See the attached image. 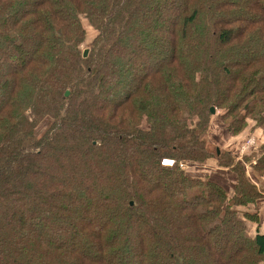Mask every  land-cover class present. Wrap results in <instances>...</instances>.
I'll use <instances>...</instances> for the list:
<instances>
[{
    "label": "trees",
    "instance_id": "1",
    "mask_svg": "<svg viewBox=\"0 0 264 264\" xmlns=\"http://www.w3.org/2000/svg\"><path fill=\"white\" fill-rule=\"evenodd\" d=\"M263 202L264 0H0V264H264Z\"/></svg>",
    "mask_w": 264,
    "mask_h": 264
},
{
    "label": "rangeland",
    "instance_id": "2",
    "mask_svg": "<svg viewBox=\"0 0 264 264\" xmlns=\"http://www.w3.org/2000/svg\"><path fill=\"white\" fill-rule=\"evenodd\" d=\"M219 116H220V112L217 111L216 114H214L213 117L209 120L210 121L209 127H208L209 129H207L208 133H207V137H206V140H207L206 144H207V147L209 148V150L214 151L215 150L214 148L222 149L226 146L228 149H231L233 151L234 158L237 160L242 161L243 157H248V156L255 158L259 154L258 146H255V144L258 143V141H257L258 139L260 141L263 134H261L259 130H256L255 132L249 131V134L247 131L246 132L244 131V133H245L244 135L239 134L238 138L236 140L234 139L236 141V143H235V142H233L234 141L233 138H231V140H230V136H228L222 129H220L221 125H220V123H219L220 121L218 119ZM43 124H45V123H42L41 126ZM249 124H250V121H248L247 127ZM247 127L245 128V130L249 129ZM227 136L229 138H227ZM248 140H252L251 141L252 143H247ZM242 144L244 145L245 149L242 152H240V147ZM238 150H239V152H238ZM208 174H209V176H211V178L216 179V177H214L213 174H210V173H208ZM221 175L224 176V173L222 172ZM227 178L228 177H226V179ZM216 180H218V179H216ZM218 181H220V180H218ZM220 182L222 183V181H220ZM262 185H263V182L260 183L259 187H261Z\"/></svg>",
    "mask_w": 264,
    "mask_h": 264
},
{
    "label": "crops",
    "instance_id": "3",
    "mask_svg": "<svg viewBox=\"0 0 264 264\" xmlns=\"http://www.w3.org/2000/svg\"><path fill=\"white\" fill-rule=\"evenodd\" d=\"M228 136H227V138H229ZM231 138H233V137H230V140H231ZM224 148H227V147L225 146ZM246 165L247 164H245V168L248 171L249 169H248V167ZM193 169L208 171V173L213 174L214 177H216V179L226 183L227 186H228V189L231 188V183L234 181L233 177H231V175H230V173L228 171L220 170L218 168H214L210 164H207L206 166L194 167ZM222 172L224 173V176L221 175ZM225 176L228 177V178L226 179ZM260 214H261V219L264 220V202H263V205L260 208Z\"/></svg>",
    "mask_w": 264,
    "mask_h": 264
},
{
    "label": "water",
    "instance_id": "4",
    "mask_svg": "<svg viewBox=\"0 0 264 264\" xmlns=\"http://www.w3.org/2000/svg\"><path fill=\"white\" fill-rule=\"evenodd\" d=\"M88 51H89V50H88L87 48H85V49L83 50V52H82V56H83V57H86L87 54H88ZM67 93H68V92L66 91V92H65V95H67ZM210 112H211V113H214V109H213V107L210 108Z\"/></svg>",
    "mask_w": 264,
    "mask_h": 264
},
{
    "label": "built area",
    "instance_id": "5",
    "mask_svg": "<svg viewBox=\"0 0 264 264\" xmlns=\"http://www.w3.org/2000/svg\"><path fill=\"white\" fill-rule=\"evenodd\" d=\"M251 141H252V140H248L247 143H252ZM244 149H245V147H244V145L242 144L241 147H240V152H242ZM238 152H239V150H238ZM167 163L172 164V160L167 161ZM180 165L182 166L183 164H180Z\"/></svg>",
    "mask_w": 264,
    "mask_h": 264
}]
</instances>
